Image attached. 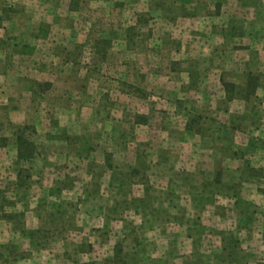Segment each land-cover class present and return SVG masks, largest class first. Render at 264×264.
I'll return each mask as SVG.
<instances>
[{
    "label": "rangeland",
    "instance_id": "374dc122",
    "mask_svg": "<svg viewBox=\"0 0 264 264\" xmlns=\"http://www.w3.org/2000/svg\"><path fill=\"white\" fill-rule=\"evenodd\" d=\"M172 1L155 0L166 12L159 9L153 18L135 5L141 0H81L77 12L68 11L69 0H0L14 10L0 28V138L6 139L0 147V264H103L114 255L115 264L125 260L129 241L117 233L121 213L109 217L115 234L106 243L108 228L100 217L105 198L121 211L116 186L129 180L124 191L136 199L125 201V208L139 207L136 195L145 197L141 180L150 187L153 176L142 157L156 147L161 129H171L174 115L203 130L207 120H217V110L193 94L177 97L171 84L190 70L186 87L203 88L198 65L180 55L178 49L186 46L170 41L183 30H165L169 20L181 24L189 16L171 10ZM196 2L201 7L210 0ZM178 54L181 61H175ZM154 72L162 75L161 86L154 87L148 76ZM223 79L242 81L230 74ZM15 127L36 148L32 161L21 166ZM122 151L128 154L115 155ZM167 153L162 150L169 164ZM108 155L112 170L106 167ZM17 174L26 188H18ZM147 197L157 194L149 191ZM140 205L150 212L148 200ZM5 214L15 217L9 221ZM22 230L39 233L31 241ZM90 231L95 232L89 237Z\"/></svg>",
    "mask_w": 264,
    "mask_h": 264
},
{
    "label": "crops",
    "instance_id": "0c3cea01",
    "mask_svg": "<svg viewBox=\"0 0 264 264\" xmlns=\"http://www.w3.org/2000/svg\"><path fill=\"white\" fill-rule=\"evenodd\" d=\"M208 3L200 7L196 0H173L169 8L189 16L181 24L169 20L165 30H183L182 37L170 41L186 46L184 51L178 49L180 55L198 65L203 84L199 91L188 89L190 70L180 73L181 81H171L177 97L193 94L219 116L207 120L203 132L191 133L185 130L186 121L178 119L182 115H174L171 129H161L154 137L156 147L146 149L142 158L147 174L153 173L149 185L157 197L136 195L138 201L151 203L150 212L141 203L136 210L119 212L122 219L117 222L122 226L117 233L122 241H129L124 264H264V0ZM156 4L141 0L135 5L153 17L166 12ZM180 55L175 61H181ZM226 74L242 78L240 85L231 82L235 91L244 87L247 76L256 77L254 95L226 102L221 83ZM148 76L154 87L161 86L159 72ZM163 149H167L169 164ZM123 153L128 154L115 155L123 158ZM128 185L129 181L122 184L121 202L136 199L124 191ZM105 202L100 217L105 220L102 228H108L106 243H110L115 231L109 217L114 216L110 211L115 203L110 198ZM129 223L136 225L135 230Z\"/></svg>",
    "mask_w": 264,
    "mask_h": 264
},
{
    "label": "trees",
    "instance_id": "16d2710c",
    "mask_svg": "<svg viewBox=\"0 0 264 264\" xmlns=\"http://www.w3.org/2000/svg\"><path fill=\"white\" fill-rule=\"evenodd\" d=\"M80 2L81 0H69V4H68V11L71 12H77L80 10ZM157 6H160V4H157ZM8 13H14V10L11 7H6V5H0V28L2 27V22L6 19L5 17L7 16ZM11 16V15H10ZM26 47V46H25ZM257 78L254 76H247L246 78V83L244 85V87H239L237 91H235V86L232 83L229 82H221L222 86L224 88L225 91V100L226 102H230L232 101L234 98L239 97L240 99H249V97L253 96L256 88L258 86V82H257ZM198 123V122H197ZM195 122H193L192 120H188L186 122L185 125V130H187V132H196V133H200L203 132V128H202V124H197ZM14 144L16 147V165L17 166H21L24 164H28L32 161V159L34 158L35 154H36V148L35 145L33 144V142L29 139V137L25 134L23 128H17L15 127L14 130ZM6 145V139L0 138V147H4ZM110 159L111 157L108 155L107 159H106V167L108 170H112V166L110 164ZM138 169H132L131 173L132 175H138ZM20 173V171L22 170H18ZM129 181V180H128ZM124 184V183H122ZM122 184L119 185V188L117 189V192H119V194L122 192ZM141 184L145 187L144 191H145V196H147V194H149L150 191V187L148 186L147 182L144 180H141ZM17 186L18 188H26V182H24V180H22L19 177V174H17ZM137 203H144V200L138 201ZM121 211H123V209L126 206L125 202H121ZM119 207L115 206L111 208V213L112 214H117L119 212ZM15 216H12L10 214H5L4 216H2V218L6 219V220H11L12 218H14ZM23 235L25 237H27L28 239H30L31 241H33L35 235L37 233H39V230L37 231H26V230H22ZM45 240V239H44ZM115 250L116 253H118V247L115 246ZM115 260H116V256L114 255L113 258L108 259L107 261H105L103 264H115ZM125 260H121L119 263L117 264H124Z\"/></svg>",
    "mask_w": 264,
    "mask_h": 264
}]
</instances>
